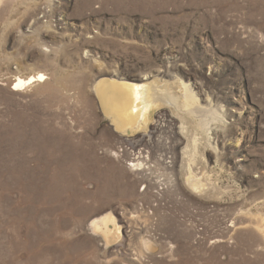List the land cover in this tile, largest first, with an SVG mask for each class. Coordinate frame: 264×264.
Returning <instances> with one entry per match:
<instances>
[{"label": "rangeland", "instance_id": "rangeland-1", "mask_svg": "<svg viewBox=\"0 0 264 264\" xmlns=\"http://www.w3.org/2000/svg\"><path fill=\"white\" fill-rule=\"evenodd\" d=\"M115 77L166 89L144 172L95 92ZM0 264H264V0H0Z\"/></svg>", "mask_w": 264, "mask_h": 264}, {"label": "bare ground", "instance_id": "bare-ground-1", "mask_svg": "<svg viewBox=\"0 0 264 264\" xmlns=\"http://www.w3.org/2000/svg\"><path fill=\"white\" fill-rule=\"evenodd\" d=\"M45 79L46 76L43 73L28 79L19 77L16 81V86L12 88L13 90H19L21 86ZM185 88V105L187 108H194L198 102L192 92L193 90H190V88L186 85ZM158 91L165 93L166 89L155 85V83H145L141 85V83L136 84L126 82V80L124 81V79L116 77L103 79L97 82L95 87V92L98 95L105 116L111 119L113 126H115L116 132H118L119 135H121L125 140L131 141L133 147L135 148L136 146L137 149L140 147V145L137 146V144H139V142L145 141V137L150 134L148 129L150 127V123L152 122L151 120L153 118L154 111L158 109L160 106L159 103H161V96L159 97L157 95L159 93ZM157 124L158 128H155V132L151 133L155 134L159 130H162V132L166 131L165 127L167 125L165 122L160 120ZM139 135L141 139L135 141L133 137ZM183 154L189 155L188 149L185 150ZM193 162H195V160ZM142 166H144V164L141 162L137 163V167L135 169L140 170ZM188 170L190 171L189 174L191 175L188 179V186L192 191L201 193V190L205 189V185L202 183V178H198L193 173L194 171L192 168V163L190 162H188ZM115 214L116 213L113 209L104 210L98 214L97 218L91 220L90 224L88 225V229L94 236H96L97 239L100 240L102 246L106 250H116L118 252L125 247L127 241L130 240L134 235L132 222L128 218L125 219L126 216H122L121 219ZM125 223L126 225L128 224V227L131 229L129 233L124 232L125 226L123 224ZM143 239L144 237L141 240L143 248H146V250L147 248L151 250L150 247H152V242L150 243L148 240Z\"/></svg>", "mask_w": 264, "mask_h": 264}, {"label": "built area", "instance_id": "built-area-1", "mask_svg": "<svg viewBox=\"0 0 264 264\" xmlns=\"http://www.w3.org/2000/svg\"><path fill=\"white\" fill-rule=\"evenodd\" d=\"M137 151H138V153L135 154V156H132L133 154H131V155L128 154L127 164L129 165V167L134 170L137 167V163L141 162L142 164H144V166H142V168L140 170H134V171H137L138 173L144 172L145 170H147L148 166L153 167V164L151 163L152 159H151V155H150V149L148 148V150H145L141 146L140 149ZM140 152H141V154H140ZM170 158H171V156L169 154L165 153V155L163 156V161H166L167 163H171ZM161 187H163V186H160V188ZM146 188H147V186L145 185L142 190L144 191Z\"/></svg>", "mask_w": 264, "mask_h": 264}]
</instances>
